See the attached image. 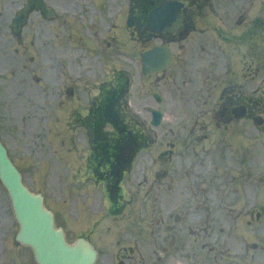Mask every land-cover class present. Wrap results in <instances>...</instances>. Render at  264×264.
Segmentation results:
<instances>
[{
	"label": "flooded vegetation",
	"instance_id": "1",
	"mask_svg": "<svg viewBox=\"0 0 264 264\" xmlns=\"http://www.w3.org/2000/svg\"><path fill=\"white\" fill-rule=\"evenodd\" d=\"M25 1L28 0H0V41L7 38L8 29L13 36L10 25L16 17L14 10L21 7ZM164 1L166 0H44L45 5L53 9V20H48L40 11L34 12L29 16L24 34L28 38L31 37L33 43L43 44L45 38L56 35L60 38L61 51H65L70 49L66 46L67 39H72L74 42L77 39L80 41L83 26L86 27L85 35L108 36L113 32L114 18L120 19L123 14L130 16L132 13L136 26L131 32L134 41L132 49L137 50L140 58L145 51L155 45L167 46L175 54L172 67L166 73L152 76V80L155 79L153 85L169 101L170 106L176 109V117L173 120L175 126H169L166 129L167 136H171L173 141L167 143L165 148H162L165 146L163 142L159 143V147L156 148L158 159L155 163L172 161L175 155L196 156V159H190L192 168L207 172L210 167L220 165L227 154L223 148L219 147L223 146L221 142L226 143V134L220 138L218 131L222 132L228 125L242 124H249L253 130H256L257 124L253 118L258 115L264 118V64L258 66L257 51H253L249 53V59L244 68L246 83L234 81L223 85L215 82L212 83L213 85L203 86L190 83L192 82L190 76L194 75L196 70L207 73L211 71L212 74L218 75L217 73L224 69L225 60L228 58L224 43L220 42L216 36L204 38L205 33L208 32L202 27V23L206 20L205 11L213 8V5L209 3V0H180L185 4L186 22L178 33L175 35L151 33L147 29L149 13ZM50 24H54L57 28L55 32H50ZM127 33V29L121 28L111 36L114 42H117V38L119 39L122 45L117 49L125 52V56L130 54ZM114 36L117 38L113 39ZM102 51L105 54L108 52L105 48ZM242 71L243 67H241ZM212 76L209 75V78L212 79ZM239 78L238 76L236 80ZM200 100L204 107L203 115L199 117L194 115L196 124L193 129H190L188 120L194 114L196 106L200 105ZM240 109L241 112L236 114L235 111ZM244 111L245 117L241 118ZM237 116L240 118L237 119ZM137 122L139 123L138 120ZM137 134L133 146L140 147L141 152L152 150L145 147V136H151L150 132L145 133V136L143 132ZM234 140H238L236 135ZM171 181L176 182L174 178ZM157 183L162 182L157 181ZM219 186L224 191L225 185L219 184ZM205 199V202L212 203V206L205 207L203 223L206 229L201 234L202 238L205 240L208 238L209 241L213 236V240L225 242V228L218 227L220 232L216 236L213 235L218 230L214 224L218 214L217 203L234 202V197L219 196L217 199L213 197ZM191 219H194V216H191ZM193 230H190L191 236H198L196 241H199V230ZM157 231L160 234V228ZM171 231L175 251L179 248L184 249L185 244L178 243L177 240V235L182 230L173 227Z\"/></svg>",
	"mask_w": 264,
	"mask_h": 264
},
{
	"label": "rangeland",
	"instance_id": "2",
	"mask_svg": "<svg viewBox=\"0 0 264 264\" xmlns=\"http://www.w3.org/2000/svg\"><path fill=\"white\" fill-rule=\"evenodd\" d=\"M258 4L250 22L257 12H264L263 0ZM225 6L227 9V0ZM227 18L230 17L227 16ZM240 35L242 33H237L234 37L237 38ZM257 35L260 34L257 33ZM233 42L235 41H230V43ZM227 49L231 52L235 51L233 45H229ZM19 58L15 56L9 59L0 55V129L3 140L12 150L16 162L25 173L27 184L33 190L45 191L52 206L56 209H58L61 200H64L65 193L70 198L68 205L71 207L75 200V198H71V195L78 191L73 188L76 184H70L65 188L62 182L63 177L60 178L61 172L56 177L51 173V169H48L51 164L48 159H53L54 152L60 148L58 147L60 139L56 140L51 137V132L58 131L57 116L53 115L56 113V107L51 105L48 99L44 100V94L46 95L49 85L43 83L38 88V84L31 79L32 73L26 75L22 80L17 79L12 73V68L14 66L19 68L17 65L20 62ZM47 65L51 69H56L55 61H49ZM2 69L7 70L8 75H3ZM94 77L90 75L89 80ZM29 101L32 102V106H28ZM56 160L60 165V158L56 157ZM39 165L41 167H38ZM73 168L74 163L72 162L71 175ZM44 178L48 179L49 182L45 181ZM0 196L5 198L7 196L1 185ZM6 211L8 212V210ZM58 211L61 212L59 209ZM63 218L69 219L70 215L65 214ZM11 254L14 255L15 253L12 252ZM23 254L26 258L29 257L28 254ZM29 262L30 260L27 259L25 263L28 264Z\"/></svg>",
	"mask_w": 264,
	"mask_h": 264
},
{
	"label": "water",
	"instance_id": "3",
	"mask_svg": "<svg viewBox=\"0 0 264 264\" xmlns=\"http://www.w3.org/2000/svg\"><path fill=\"white\" fill-rule=\"evenodd\" d=\"M2 177H3V181H5L8 184L9 186L8 188L11 194L13 193L17 195L22 192V188L18 187L19 184L17 182V179H19V176L16 172H11L10 170H6L5 174H3ZM14 200L15 202L19 203L18 206L22 208V210L18 209L19 212L18 217L24 221L36 222V226H33L32 224H28L26 228L28 234L30 235L29 241L32 243H37L38 241H43V239L45 238H49L51 236L50 229L52 227V220H49L48 216H44L42 213L35 210L34 200H31L25 194H23L22 199L18 195L15 196ZM36 201L40 202V200H36ZM16 208L18 207L16 206ZM41 210L46 213V211L43 208H41ZM24 221H22V223H23V227L25 228L26 222ZM69 259L70 258L66 257L65 260H53L51 259V257H48L46 259L47 263L45 264H71ZM83 261L84 259H77L75 261V264H85Z\"/></svg>",
	"mask_w": 264,
	"mask_h": 264
}]
</instances>
